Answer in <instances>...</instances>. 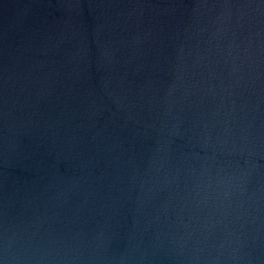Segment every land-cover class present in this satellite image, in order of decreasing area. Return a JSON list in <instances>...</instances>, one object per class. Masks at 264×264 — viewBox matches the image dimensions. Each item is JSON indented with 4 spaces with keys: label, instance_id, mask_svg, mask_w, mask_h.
Listing matches in <instances>:
<instances>
[{
    "label": "water",
    "instance_id": "95a60500",
    "mask_svg": "<svg viewBox=\"0 0 264 264\" xmlns=\"http://www.w3.org/2000/svg\"><path fill=\"white\" fill-rule=\"evenodd\" d=\"M0 264H264V0H0Z\"/></svg>",
    "mask_w": 264,
    "mask_h": 264
}]
</instances>
